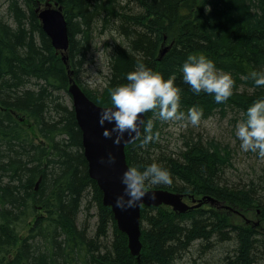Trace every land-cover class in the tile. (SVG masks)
<instances>
[{
  "label": "trees",
  "instance_id": "obj_1",
  "mask_svg": "<svg viewBox=\"0 0 264 264\" xmlns=\"http://www.w3.org/2000/svg\"><path fill=\"white\" fill-rule=\"evenodd\" d=\"M45 1L6 0V17L0 15V264H182L192 252L201 264H264V178L230 185L229 145L191 129L171 152L161 144L168 121L153 111L145 113L140 137L125 148L126 163L140 171L157 163L172 183L145 189L210 197L230 209L177 214L142 207V250L139 261L132 257L127 237L89 178L71 100L64 101L72 78L95 104L112 106L109 89L127 83V74L142 64L165 80L176 76L185 114L198 106L201 122L228 113L237 122L246 119L253 102L264 99V86L251 78L253 71L264 72V0H50L67 21V63L35 12ZM102 36L108 74L101 91L90 90L79 73L94 39ZM190 54H203L231 74L235 86L226 102L194 94L183 81ZM149 119L159 135L142 145ZM252 211L257 225L234 220L233 212Z\"/></svg>",
  "mask_w": 264,
  "mask_h": 264
},
{
  "label": "clouds",
  "instance_id": "obj_2",
  "mask_svg": "<svg viewBox=\"0 0 264 264\" xmlns=\"http://www.w3.org/2000/svg\"><path fill=\"white\" fill-rule=\"evenodd\" d=\"M183 81L190 85L194 94L204 92L213 95L215 102L224 103L233 94L235 81L230 73L218 70L212 60L203 54H190L182 65ZM248 79V77H241ZM251 78L256 86H264V72L253 71ZM128 81L118 87L109 89L111 107H106L101 113V123L114 124L105 136L111 138V133L122 139L128 133L132 139L140 137L138 124L141 115L153 111L161 121H187L192 126L201 122L203 110L198 106L188 109L187 114L180 111L181 89L175 86L176 76L173 74L165 80L162 74L138 65L136 70L126 76ZM246 119L238 122L236 136L241 141L240 147L245 152L257 153L264 159V99H258L247 109ZM153 120L145 125L147 134L142 145H146L159 133L153 134ZM135 133V136L132 134ZM109 163H114V157H109ZM124 192L117 197L116 206L121 208L134 207L143 199L146 185H170L171 174L157 163H152L143 171L129 167L121 177Z\"/></svg>",
  "mask_w": 264,
  "mask_h": 264
},
{
  "label": "water",
  "instance_id": "obj_3",
  "mask_svg": "<svg viewBox=\"0 0 264 264\" xmlns=\"http://www.w3.org/2000/svg\"><path fill=\"white\" fill-rule=\"evenodd\" d=\"M35 12L52 47L61 55L62 61L67 63L66 53L69 48V37L62 7L56 2L47 0L43 4H38ZM166 51L167 48L163 49L160 52V57ZM67 93L71 100L76 123L81 131V144L89 178L97 184L102 193L103 206L111 209L117 229L127 237L129 253L137 261H139L142 250L140 241L142 207L167 206L174 213L183 214L194 208H199L203 204L216 203L210 197H202L194 206H189L183 201L185 197L183 194L162 189H145L143 199L138 201L134 207H117L116 199L124 192L121 177L129 168L126 163L125 148L134 143L136 139H132L128 133H125L123 138L118 140L114 132L111 133V138L106 137L105 133L110 132L114 127V124L107 121L101 123V113L106 107L91 101L72 78L69 80ZM140 120L143 123L138 124L139 132H141L145 121V113L141 115ZM132 136H135V133ZM110 156L114 157V163L108 162Z\"/></svg>",
  "mask_w": 264,
  "mask_h": 264
},
{
  "label": "rangeland",
  "instance_id": "obj_4",
  "mask_svg": "<svg viewBox=\"0 0 264 264\" xmlns=\"http://www.w3.org/2000/svg\"><path fill=\"white\" fill-rule=\"evenodd\" d=\"M6 5V0H0V15L4 17H6ZM106 40L105 36L94 39L91 50L87 55V61L80 69L79 79L82 85L90 90L101 91L105 86V78L108 74V51L104 46ZM64 101L70 104L68 96L64 95ZM234 118L237 117L233 113H228L226 118H220L218 115H215L206 121L200 122L198 126H192L190 123L182 121H168L167 127L163 131V141L161 144L165 145L167 143L171 152L178 151L181 145V135L186 134L188 129L204 138H215L227 143L233 152L232 168L228 174L230 185L240 186L249 180L258 181L260 176L264 178V159L259 158L257 153L251 151L245 152L241 149V141L236 136V127L240 120L237 122ZM89 213V230L93 232L96 222L95 209H91ZM243 214L246 220L257 221L254 211ZM82 218L83 216L81 215L78 225L83 222ZM234 220L238 223L243 222L236 215H234ZM192 254L182 264H201L197 260V253L192 252Z\"/></svg>",
  "mask_w": 264,
  "mask_h": 264
},
{
  "label": "flooded vegetation",
  "instance_id": "obj_5",
  "mask_svg": "<svg viewBox=\"0 0 264 264\" xmlns=\"http://www.w3.org/2000/svg\"><path fill=\"white\" fill-rule=\"evenodd\" d=\"M185 197H184V202L186 203V204H188L189 206H193L194 204H196L197 203V201L200 199V198H202V197H199V198H197V199H192L191 200V198L192 197H190V196H187V195H185V194H183ZM203 197H205V196H203ZM216 207V208H225V207H223L222 205H220L219 203H213V204H209V203H206V204H203L201 207ZM201 207H199V208H201ZM197 209V208H196ZM234 213V215H236V216H238V217H240L242 220H243V222H245L246 224H248V225H257V222H252V221H248V220H246V218L244 217L245 215L244 214H242V213H240V214H238V213H236V212H233ZM244 215V216H243ZM245 218V219H244ZM256 223V224H255Z\"/></svg>",
  "mask_w": 264,
  "mask_h": 264
}]
</instances>
